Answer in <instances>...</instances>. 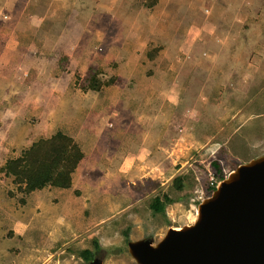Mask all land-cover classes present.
Listing matches in <instances>:
<instances>
[{
  "label": "rangeland",
  "instance_id": "rangeland-1",
  "mask_svg": "<svg viewBox=\"0 0 264 264\" xmlns=\"http://www.w3.org/2000/svg\"><path fill=\"white\" fill-rule=\"evenodd\" d=\"M58 131L73 185L26 192L3 166ZM262 155L264 0H0V264H139L129 241L195 223L215 161Z\"/></svg>",
  "mask_w": 264,
  "mask_h": 264
},
{
  "label": "water",
  "instance_id": "water-1",
  "mask_svg": "<svg viewBox=\"0 0 264 264\" xmlns=\"http://www.w3.org/2000/svg\"><path fill=\"white\" fill-rule=\"evenodd\" d=\"M129 250L139 264H264V155L224 178L195 223L170 228L157 243L129 241Z\"/></svg>",
  "mask_w": 264,
  "mask_h": 264
},
{
  "label": "trees",
  "instance_id": "trees-1",
  "mask_svg": "<svg viewBox=\"0 0 264 264\" xmlns=\"http://www.w3.org/2000/svg\"><path fill=\"white\" fill-rule=\"evenodd\" d=\"M102 84L94 78L92 85L100 89ZM84 156V151L72 136L58 131L50 137L36 141L21 155L10 158L2 169L7 174L13 175L19 187L26 192L43 189L49 185L69 188L73 185V175ZM213 165L216 178L219 181L223 180L225 173L220 162L215 161ZM176 181L182 188L181 177ZM216 188V186L209 185V192L212 194ZM170 202L172 198L165 194L164 197H155L151 206L157 212H164ZM97 247H101L99 243ZM80 256L85 259V262L81 264H89L96 254L87 248L80 251Z\"/></svg>",
  "mask_w": 264,
  "mask_h": 264
},
{
  "label": "built area",
  "instance_id": "built-area-1",
  "mask_svg": "<svg viewBox=\"0 0 264 264\" xmlns=\"http://www.w3.org/2000/svg\"><path fill=\"white\" fill-rule=\"evenodd\" d=\"M219 180L216 178V176L214 175L213 177H212V180H211V185L212 186H218L219 185Z\"/></svg>",
  "mask_w": 264,
  "mask_h": 264
},
{
  "label": "bare ground",
  "instance_id": "bare-ground-1",
  "mask_svg": "<svg viewBox=\"0 0 264 264\" xmlns=\"http://www.w3.org/2000/svg\"><path fill=\"white\" fill-rule=\"evenodd\" d=\"M175 229H179V228H175Z\"/></svg>",
  "mask_w": 264,
  "mask_h": 264
}]
</instances>
